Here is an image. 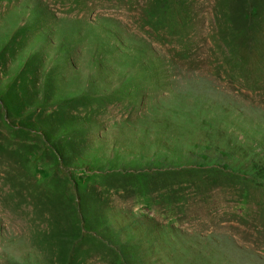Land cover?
<instances>
[{
  "label": "rangeland",
  "instance_id": "1",
  "mask_svg": "<svg viewBox=\"0 0 264 264\" xmlns=\"http://www.w3.org/2000/svg\"><path fill=\"white\" fill-rule=\"evenodd\" d=\"M77 190L127 264H264V0H0V264H60Z\"/></svg>",
  "mask_w": 264,
  "mask_h": 264
},
{
  "label": "trees",
  "instance_id": "2",
  "mask_svg": "<svg viewBox=\"0 0 264 264\" xmlns=\"http://www.w3.org/2000/svg\"><path fill=\"white\" fill-rule=\"evenodd\" d=\"M255 9H238V11L242 14H240V16L244 17V19L246 21H243V23L245 25H247L245 28L243 29H251L252 28V19L255 18L258 14H259V10L260 9H256V6H252ZM222 159V158H221ZM239 162L236 163V165H234V169H230L227 167V165L222 166L223 170H230V171H248L247 169H251L249 167V165L246 167L241 166L240 164H238ZM170 165L167 166L164 165V168L168 169L169 171H175L176 169H179L181 166H183V163H169ZM201 165H199L198 167H203L204 164L200 163ZM240 165V166H239ZM216 168L219 167V165H215ZM247 168V169H246ZM181 169V168H180ZM142 171V170H141ZM179 171V170H178ZM251 171H259V169H251ZM177 172L171 173V177H177ZM179 176V175H178ZM138 178V177H137ZM136 178V179H137ZM141 180H137L135 181V184L137 185ZM143 182V180H142ZM76 197H77V201H76V207H77V211L78 213V218H80L81 222H80V226L78 228V224L72 225V228L70 227V230L68 232H65L64 230H62V226L58 225V229L57 234H55L56 232H52V234H50L49 236L45 237L44 239L49 241H56V244H53L52 246H50L51 248H58L62 249V252H59V256L58 258H60V264H68L70 261V259H68V254L65 253L64 250H67L70 248V252L72 253H76V252H81L85 246H88L90 248H95L98 246H101L102 248H106V249H112L114 251V255L112 257V263L113 264H127L126 263V259L122 258L123 254L120 250V246L119 245H113L111 247H106L104 245H102L101 243L99 244L97 242L96 239H94L92 236H95L94 233V229L96 228V225L100 226V223L98 224H94V219L92 218V214L90 211V207L86 208L84 210L80 209L79 206H81V202L79 201L81 199L80 193L79 191H75ZM88 222V223H87ZM89 225L90 230H86V226ZM102 225L104 226L105 223L104 221H102ZM77 226V227H76ZM86 234H90L91 236H86ZM57 236H60L59 238ZM92 238V240L89 241H85L86 239ZM100 239V238H99ZM103 240V238H102ZM60 241L57 245V242ZM85 243V244H84ZM86 243H89L88 245H86ZM97 244V245H96ZM84 245V246H83ZM71 253V254H72ZM76 255V254H75ZM69 261V262H68Z\"/></svg>",
  "mask_w": 264,
  "mask_h": 264
}]
</instances>
